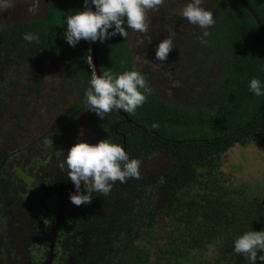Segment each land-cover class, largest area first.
<instances>
[{"label":"trees","instance_id":"16d2710c","mask_svg":"<svg viewBox=\"0 0 264 264\" xmlns=\"http://www.w3.org/2000/svg\"><path fill=\"white\" fill-rule=\"evenodd\" d=\"M246 3L251 10L241 0H218L223 29L216 34V46L227 53V72L209 111L172 104L152 92L134 113H127L129 123L116 110L103 120L89 111L102 140L110 138L126 146L130 157L145 161L168 148L172 168L148 182L115 183L108 195L93 193L90 205L74 208L68 233H77L88 249L85 264H249L234 252L233 240L245 231L264 229V179L236 181L224 170L226 157L239 148L258 149L264 164V96L256 97L248 88L253 77L264 81V0ZM83 7L84 0H48L47 17L0 27L4 72L18 62L13 50L36 47L47 54L57 49L67 73L86 92L83 82L94 72L89 43L81 40L71 47L64 37L66 16ZM26 32L37 34L39 41H25ZM97 49L101 73L134 69L126 38L97 41ZM39 58L44 62L45 54Z\"/></svg>","mask_w":264,"mask_h":264},{"label":"flooded vegetation","instance_id":"af4514ba","mask_svg":"<svg viewBox=\"0 0 264 264\" xmlns=\"http://www.w3.org/2000/svg\"><path fill=\"white\" fill-rule=\"evenodd\" d=\"M47 2L48 0L46 5ZM186 2L187 0H163L160 7L148 12V31L139 33L128 29L126 42L134 68L144 75L150 92L172 104L201 106L206 113L218 82L227 72V53L223 55L218 52L216 46V34L220 32L222 35L223 29L218 23V0H203L201 5L213 13L215 24L208 29L191 25L173 14L174 8ZM38 15L40 14H30L29 17L32 18L16 20L10 24L40 18ZM10 24L0 22V27L7 28ZM169 30L176 34L174 48L167 61L162 63L154 59L155 47L168 35ZM204 31H208L210 35L203 37ZM89 51L88 62L94 69L92 45L89 46ZM12 53L18 62L15 61L6 72L0 64L1 87L5 88L9 82L15 84V80H18L16 85L19 86V91L8 90L3 93L5 90H0V264H85L88 249L78 239L77 233H68L76 206L69 199L75 187L67 177L66 165L61 169L60 164L67 153L64 155L60 152L63 159L55 155V165V159L50 160V149L56 142L68 138L71 148L78 138L94 144L102 140V137L91 121V113L84 106L85 92L75 76L67 73L69 71L62 65L57 49L47 54L36 47L30 51L13 50ZM44 54L43 62L39 56ZM26 69L34 76H26L23 72ZM182 69L186 71H181ZM41 71L44 72L42 77L39 76ZM94 71L99 75L95 69ZM16 72L18 75L23 73L26 78L19 79ZM203 75L206 77L200 81ZM187 76L189 78L182 80ZM79 79L84 81V78ZM186 79L193 80L197 85L199 83L200 87H195L194 96L188 92L193 82L183 89L182 82ZM209 79L210 84L208 82V87H205ZM83 84L89 88L90 81ZM159 86L162 87L163 94L170 98H161L157 94ZM200 90L205 92L201 91L198 95ZM47 97L53 102L61 100L69 103L68 100H71L70 104L77 108L61 114L57 120L46 121L45 108L41 105L47 106L43 102ZM191 99L198 102L193 104ZM80 116L86 119L91 137L85 132L82 136L77 133L75 120H80ZM24 128L27 129L23 142L18 145L11 143L15 129ZM125 149L127 152L126 146ZM162 153L168 158L169 169L166 172H169L172 168L171 150L166 148ZM152 156L146 161L140 160L141 180L144 182L153 179L146 175V169L153 163Z\"/></svg>","mask_w":264,"mask_h":264},{"label":"clouds","instance_id":"9594fccd","mask_svg":"<svg viewBox=\"0 0 264 264\" xmlns=\"http://www.w3.org/2000/svg\"><path fill=\"white\" fill-rule=\"evenodd\" d=\"M39 3L40 0H28V13L35 14ZM162 3L163 0H84L83 10H75L66 16L64 37L69 46L75 47L81 40L103 43L116 35L127 38L128 29L145 33L148 31V12ZM202 3L203 0H187L174 8L173 14L191 25L208 29L215 20L213 13L203 8ZM14 6L15 0H0V12ZM175 35L169 30L156 45L155 60L167 61L174 48ZM209 35L208 31L203 32V37ZM22 38L29 43L39 41L38 35L32 32H26ZM248 88L256 97L264 96V81L259 78L253 77ZM150 91L138 69L122 73L108 71L100 75L94 72L85 92L84 106L102 120L114 110L132 114L146 102ZM66 153L61 169L66 165L67 177L75 187L69 197L75 206L90 205L93 193L108 195L117 181L126 183L129 179L141 178V161L131 158L122 145L110 138L94 144L78 138ZM233 250L237 255H243L249 264L258 261L264 264V229L245 231L237 236L233 240Z\"/></svg>","mask_w":264,"mask_h":264},{"label":"rangeland","instance_id":"374dc122","mask_svg":"<svg viewBox=\"0 0 264 264\" xmlns=\"http://www.w3.org/2000/svg\"><path fill=\"white\" fill-rule=\"evenodd\" d=\"M45 3H46V0H40L39 9L36 12V13L40 14V15H38L40 17H42V14L44 12L43 9L46 6ZM27 6H28V0H15V6L14 7L0 12V22H3L4 24H10L16 20H24V19L28 18L30 16V14L27 11ZM29 18H32V17H29ZM181 71H186V70L182 69ZM23 72H25L26 76L27 75L34 76L28 69L24 70ZM15 74H17L19 79L20 78L21 79L26 78L24 75H22L23 73L18 75V73L16 72ZM204 77H206V76L203 75L202 78L200 79V81L204 80ZM185 78H189V76L183 77L182 80H184ZM192 82H193V80H189V79H186L185 81H183L182 82L183 89L185 87H188L189 83H192ZM208 82L210 84V79L207 80L205 87H208ZM193 83L195 84L196 82H193ZM194 84H192L191 89L188 90V92L192 96H194L193 93L196 91L195 87L196 86L200 87L199 83H198V85L197 84L194 85ZM157 88L158 89L156 90V92L161 98L167 97L166 95L163 94L162 87L159 86ZM18 89H19L18 85L13 84V82H9L8 84H6L5 91H3V93H5L8 90L19 91ZM201 91L205 92L204 90H200L198 95L201 93ZM71 97H73V96H71ZM196 97H198V96H196ZM167 98H170V97L168 96ZM74 100L75 99H73V101ZM68 101H69V103L64 102V101L61 102V100H59L57 102H53L52 100H50L49 97H47V99L43 100V102L47 103V106L41 105L42 107L45 108L44 113H46V116L44 117V119L47 117L45 119L46 121L54 120V119L57 120V119H59L61 114L67 113L69 111L72 112L74 109L73 108L74 104H70L71 100H68ZM50 102L52 104H50ZM191 102L193 104H195L198 102V100L191 99ZM50 111H52V112H50ZM75 122H76L75 129L77 130V133H84L85 132L88 135V137H91L92 133L89 131L87 121L84 117L80 116V120L77 119V120H75ZM26 129L27 128L15 129V134L13 135L14 139H12L10 142L15 143V145L22 143L23 137H26ZM61 130L63 131V128ZM21 139H22V141H21ZM72 140H73V138H72ZM68 144H69V138L62 140V141H58L51 147L50 150L52 151V154L50 156V160H52L54 158L55 159V165H56V159H57L55 155H59V157L61 159H63L60 152L64 153V155H65L66 152L70 148ZM262 155L263 154L261 152H259L258 149H255L254 147L248 148L245 151H244V149L241 150L240 148L235 149L234 151H232L229 154L228 157H226L225 162H224V170L227 173H229L230 175H232L233 178H236L235 179L236 181L244 180L246 182H251L252 184H254L256 181L264 179V164L259 160L260 156H262ZM62 161H60V164L62 163ZM239 163L244 164V167L241 170H238V167H237V165H239ZM168 166H169V163H168V158L166 157V154H164L160 151L158 154H156V158L153 159V163L150 164V168L146 169V175H148L149 177H152L154 179L156 175H159L162 172H166L169 169ZM144 173H145V171H144ZM252 186H255V185H252ZM254 188H256V187H254ZM260 192L264 193V189H262V190L260 189Z\"/></svg>","mask_w":264,"mask_h":264},{"label":"water","instance_id":"95a60500","mask_svg":"<svg viewBox=\"0 0 264 264\" xmlns=\"http://www.w3.org/2000/svg\"><path fill=\"white\" fill-rule=\"evenodd\" d=\"M245 6H247L249 8V6L247 5V3L245 2V0H241ZM93 10H95L94 6H93ZM249 10H251V8H249ZM43 14H42V18L44 17H47V9H46V6L44 7L43 9ZM253 16L256 18V20L259 22V19L256 17V14L255 13H252ZM97 42H92V53H93V57H94V60H95V67L94 69L99 73L100 75V71H99V66H98V60H97V45H96ZM119 113H121L124 117H125V122L129 123L131 122L132 120L129 118L128 114L123 112L122 110L119 111ZM126 150V149H125Z\"/></svg>","mask_w":264,"mask_h":264},{"label":"built area","instance_id":"2783aa9c","mask_svg":"<svg viewBox=\"0 0 264 264\" xmlns=\"http://www.w3.org/2000/svg\"><path fill=\"white\" fill-rule=\"evenodd\" d=\"M88 43H89V46H91V45H92V42H91V41H88ZM94 72H95V71H94ZM94 72H93V73H94ZM95 73H96V72H95Z\"/></svg>","mask_w":264,"mask_h":264}]
</instances>
